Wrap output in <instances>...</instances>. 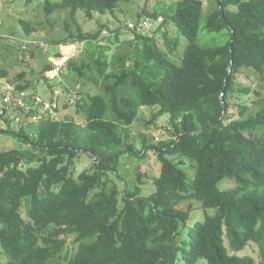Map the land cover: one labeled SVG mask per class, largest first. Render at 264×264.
I'll return each mask as SVG.
<instances>
[{"label": "trees", "instance_id": "1", "mask_svg": "<svg viewBox=\"0 0 264 264\" xmlns=\"http://www.w3.org/2000/svg\"><path fill=\"white\" fill-rule=\"evenodd\" d=\"M213 1L208 12L202 0L158 1L123 28L100 24L88 32L79 9L93 19L129 0L45 1L47 14L65 10L77 27L54 44L79 43L63 65L61 86L77 91L63 106L74 107L84 124L58 118L61 105L37 120L33 110L20 111L19 121L0 114V131L25 144L0 151V264H264V97L237 80L252 69L264 81V0ZM152 19L156 27L143 25ZM20 24L34 31L28 21ZM122 29L130 41H120ZM181 36L186 45L175 61ZM54 57L63 56L56 50ZM45 62L40 80L48 98L30 81L15 89L51 100L53 65ZM144 107H157L147 125L170 116V137L154 142L141 133L143 154L152 150L161 164L149 195L144 166L132 187L119 174L121 150L139 152L129 127ZM81 152L93 162L76 173ZM183 157L194 170L191 181ZM227 181L235 185L223 188ZM197 202L204 219L189 225ZM254 246L258 257L244 253Z\"/></svg>", "mask_w": 264, "mask_h": 264}, {"label": "rangeland", "instance_id": "2", "mask_svg": "<svg viewBox=\"0 0 264 264\" xmlns=\"http://www.w3.org/2000/svg\"><path fill=\"white\" fill-rule=\"evenodd\" d=\"M46 0H0V72L5 71L6 76H0V89L6 85L17 84L18 82L30 81L34 90L39 94L48 98L51 94V90L48 88V84L40 80V70L46 63L45 61H53L54 52L58 50L63 57L68 58L74 56L79 52V43L68 45L54 44L55 40L64 39L68 37L69 31L77 33V27L69 18L67 11H53L47 14L44 5ZM57 1V0H50ZM163 1L170 3L172 0H129V2H120L118 7L114 9V13L106 12L100 14L94 13L93 19H87L84 16V11L79 9L77 12V20L81 25L84 32L96 30L100 24L109 25L112 29L116 27H122L127 22H136L138 19V11L141 8L151 10L154 3ZM204 11L208 12L214 8L213 0H202ZM20 19H24L34 27V31L28 33L20 24ZM150 26L156 27L158 22L155 19L150 20ZM66 22H68L67 29L65 28ZM148 24V23H147ZM146 24V25H147ZM173 30L174 25L172 24ZM121 32L120 41H130L133 37L130 32L123 30ZM108 33V32H106ZM160 43L162 45L163 40L161 37ZM202 43L203 40H202ZM111 52L117 51V46L110 42ZM121 45V42H120ZM186 45V39L181 36V41L173 58L175 61H179L180 55L184 51ZM110 52V53H111ZM63 59V58H60ZM65 63V62H64ZM61 72H66L64 67ZM22 74V79H18V76ZM60 78H51L50 82L57 90L62 92ZM237 80L246 85H251L254 89L260 91L261 96L264 97V81L260 79L258 72L252 69L241 70L237 74ZM81 85V83L79 84ZM83 86V85H82ZM79 88V87H78ZM247 96V95H246ZM250 96H247L248 102H250ZM252 98V97H251ZM64 103L59 107V111L56 116L63 118L65 115L73 116L79 123L84 124V119L75 112L74 107H64ZM157 107H144L140 112L137 119L129 127L131 137L135 138L136 147L139 152L130 154L127 148L122 149L124 155L120 158L119 174L123 176L129 187L134 185L136 180V172L140 166H144L146 169L145 184L143 187V194L149 195L154 191L153 178L160 173L161 164L157 158V155L146 147L142 149L141 133L144 132L149 138L157 142L158 139H166L170 137L168 130L169 114H163L159 116L152 124L147 125V121L151 118V115ZM12 129H16L18 126L15 123L12 125ZM24 142L7 132L0 131V151L11 148H22ZM182 166L187 173V181H191L194 175V170L190 164V161L183 157ZM93 159L89 154L84 152L79 153L76 158V173L80 172L84 168H89ZM142 169V172L145 170ZM144 173V172H143ZM118 183L120 180L116 179ZM234 181H227L222 184L223 188L234 186ZM123 186V185H121ZM188 202L181 204L183 209H188ZM22 215L27 218L26 207L23 205L21 208ZM192 212V211H191ZM209 213H213L212 209L208 210ZM204 219V210L201 203L194 204V211L192 212V218L189 220V225H192L195 220ZM70 241L72 240L69 239ZM72 242V241H71ZM76 244H70L72 252L75 250ZM244 253H249L258 257V250L254 247H247ZM51 264H65L63 260H57ZM203 264V263H200Z\"/></svg>", "mask_w": 264, "mask_h": 264}, {"label": "built area", "instance_id": "3", "mask_svg": "<svg viewBox=\"0 0 264 264\" xmlns=\"http://www.w3.org/2000/svg\"><path fill=\"white\" fill-rule=\"evenodd\" d=\"M148 23V24H147ZM147 24V25H146ZM143 25L149 28L150 24L147 21L143 22ZM128 26L133 27V23H129ZM143 31V30H142ZM56 58L52 61V69L48 72L50 78H60L61 69L66 60ZM77 99V91L69 88L67 91L55 90L52 99H45L32 91L22 90L17 91L15 85H6L0 89V114L14 117L15 121H19L20 111H25L28 113L33 110L32 119H39L43 113L49 111L52 114H56V108H58L62 103L69 101L74 103Z\"/></svg>", "mask_w": 264, "mask_h": 264}, {"label": "water", "instance_id": "4", "mask_svg": "<svg viewBox=\"0 0 264 264\" xmlns=\"http://www.w3.org/2000/svg\"><path fill=\"white\" fill-rule=\"evenodd\" d=\"M231 70V68L229 69V71ZM222 103H223V101H222ZM199 131H194V130H192V131H190L188 134H194V133H198ZM125 150H127V149H125ZM124 150V151H125ZM95 156H97V154L95 155Z\"/></svg>", "mask_w": 264, "mask_h": 264}, {"label": "clouds", "instance_id": "5", "mask_svg": "<svg viewBox=\"0 0 264 264\" xmlns=\"http://www.w3.org/2000/svg\"><path fill=\"white\" fill-rule=\"evenodd\" d=\"M67 59V58H66ZM66 61V60H65Z\"/></svg>", "mask_w": 264, "mask_h": 264}]
</instances>
